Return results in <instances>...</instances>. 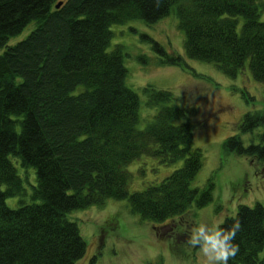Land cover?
Listing matches in <instances>:
<instances>
[{"label":"trees","instance_id":"trees-1","mask_svg":"<svg viewBox=\"0 0 264 264\" xmlns=\"http://www.w3.org/2000/svg\"><path fill=\"white\" fill-rule=\"evenodd\" d=\"M58 1L0 0V264H75L86 241L68 213L108 197L126 198L132 212L155 223L212 199L213 175L202 186L191 184L203 163L202 149L193 146L195 108L178 104L171 89L148 84L146 103L159 107L137 126L140 100L126 84L123 45L110 46L113 23H153L174 7L187 57L212 61L230 76L248 62L264 81V0H159V7L157 0H62L56 7ZM32 21L25 37L7 44ZM142 36L161 63L185 64L181 54ZM222 145L264 161V109L245 111L239 132ZM10 154L36 177L32 201L20 199L16 207L6 198L27 190ZM142 154L183 162L159 182L130 191L125 165ZM224 220V227L242 225L229 264H264V204L239 203Z\"/></svg>","mask_w":264,"mask_h":264},{"label":"rangeland","instance_id":"rangeland-1","mask_svg":"<svg viewBox=\"0 0 264 264\" xmlns=\"http://www.w3.org/2000/svg\"><path fill=\"white\" fill-rule=\"evenodd\" d=\"M259 18L264 19V11ZM242 19L238 16V29ZM33 26V21L28 23L22 31L11 35L7 44L25 37ZM111 29L110 46L123 45L126 84L139 96L137 126L143 128L159 107L146 103L143 86L148 84L171 89L178 104L194 107V112L188 109L194 122L193 146L202 149L203 163L191 184L202 186L213 175L214 188L208 203L201 207L190 206L184 214L162 223L140 218L130 210L126 198L108 197L102 204L73 209L68 216L76 220L86 241L85 252L75 264H200L199 250L186 243L193 226L211 224L220 217L233 215L239 203L252 205L260 201L264 204V161L226 152L222 145L227 135L239 132L245 111L264 109V81L253 77L248 62L235 76H230L212 61L187 57L183 51L184 33L178 26L174 7L156 22L131 18L113 23ZM142 34L157 39L169 51L181 54L185 64L161 63L159 54ZM3 49L4 46H0V53ZM243 89L254 98L246 100ZM240 134L244 142L250 140V133ZM9 156L27 190L26 194L6 198L10 207H16L20 199L32 201L31 184L36 183V177L32 166H23L18 157ZM182 162L177 159L161 163L154 156L142 154L125 165L130 172L129 190L159 182ZM263 254L264 247L259 252L260 256Z\"/></svg>","mask_w":264,"mask_h":264},{"label":"clouds","instance_id":"clouds-1","mask_svg":"<svg viewBox=\"0 0 264 264\" xmlns=\"http://www.w3.org/2000/svg\"><path fill=\"white\" fill-rule=\"evenodd\" d=\"M223 225L225 220L220 217L211 224L197 223L191 228L186 243L199 250L200 264H229L238 254L239 246L234 241L241 230V222L234 220L230 227Z\"/></svg>","mask_w":264,"mask_h":264},{"label":"water","instance_id":"water-1","mask_svg":"<svg viewBox=\"0 0 264 264\" xmlns=\"http://www.w3.org/2000/svg\"><path fill=\"white\" fill-rule=\"evenodd\" d=\"M62 0H59L57 3H56V7H58L60 4H61Z\"/></svg>","mask_w":264,"mask_h":264}]
</instances>
